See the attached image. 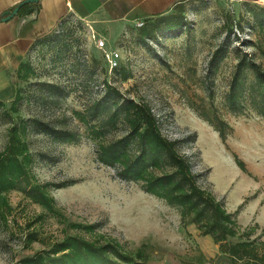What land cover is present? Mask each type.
Here are the masks:
<instances>
[{"label": "rangeland", "instance_id": "obj_1", "mask_svg": "<svg viewBox=\"0 0 264 264\" xmlns=\"http://www.w3.org/2000/svg\"><path fill=\"white\" fill-rule=\"evenodd\" d=\"M245 2L264 7V0L196 1L186 6L187 27L160 33L157 40L148 39V45L140 43L138 35V23L145 20L116 29L102 18L69 15L67 51L59 55L51 45H38L27 54L36 74L23 82L14 73L15 84L28 88L21 116L68 129L80 140L61 144L43 134L29 135L34 154L30 175L37 183L50 185L55 211L20 191L0 195V264H19L22 258L48 250L66 236L116 242L129 253L144 249L149 257L146 264H232L210 236H203L195 225L183 226L177 210L98 161L97 142L72 111H81L104 79L123 95L148 103L167 138L186 141L181 151L191 160L193 172L200 175V185L224 202L242 229L257 227L254 237L264 241V120L252 110L235 115L225 106L237 53L253 54L264 67L263 33L252 31L245 22L243 30L225 32L227 15L239 20L245 14ZM60 29L59 24L47 35ZM224 42L229 54L215 77L212 95L232 129L226 144L193 108L211 106L206 74L213 53ZM113 51L121 54L122 64L131 73L126 81L110 67ZM95 60L100 64L89 79V91L81 94L78 89L89 78L87 71ZM45 82L61 83L72 93L60 104L45 103L41 90ZM8 126L0 112V151L7 141ZM235 157L244 163V171ZM77 225L95 229L89 233Z\"/></svg>", "mask_w": 264, "mask_h": 264}, {"label": "trees", "instance_id": "obj_2", "mask_svg": "<svg viewBox=\"0 0 264 264\" xmlns=\"http://www.w3.org/2000/svg\"><path fill=\"white\" fill-rule=\"evenodd\" d=\"M196 1L199 0L179 3L168 14L144 19L146 23L138 29L140 43L148 45L147 40H157L160 33L176 32L187 27L186 6ZM243 6L245 14L239 20L236 21L231 14L227 15L225 32L234 28L243 30L245 22L252 31L264 34V7L251 2H245ZM66 18L60 22L61 29L57 33L36 40L29 52L38 45H51L59 55L67 51L71 33L65 26ZM228 54L229 46L224 42L209 62L206 80L212 100L210 108L193 107L215 129L223 144H226L232 129L215 106L212 94L215 77ZM261 54L264 58L262 49ZM96 60L89 66L90 71L86 70L90 75L78 89L81 94L89 91V79L92 80L95 67L100 64ZM114 71L123 81L131 76L122 63ZM15 73L18 80L24 82L36 71L32 63L25 59ZM27 89L16 84L15 97L8 102L0 100V112L9 124L7 141L0 151V195L20 191L34 203L54 212L56 201L50 194V185L37 183L30 175L34 154L30 149L29 135L43 134L61 144H76L80 136L38 118L22 117L20 111L28 99ZM101 89L90 94L81 111H72L73 117L86 127L91 138L97 142L98 161L116 169L122 180L141 184L145 193L177 210L183 226L195 225L203 236H210L220 253L232 264H264V241L254 237L257 227L242 229L236 215L228 212L224 202L200 185V175L193 172L191 160L181 151L186 141L167 138L162 133L159 117L148 103L123 95L108 79L103 80ZM41 90L45 93L42 100L49 104H60L72 93L56 82L43 83ZM225 106L235 115H245L252 110L264 120V67L253 54L237 53ZM111 137L114 139L109 141ZM235 159L244 171V163L237 157ZM76 228L91 233L95 226L77 225ZM31 238L35 240L33 235ZM148 261L144 249L129 253L116 242L100 243L81 236H66L48 250L22 258L19 264H146Z\"/></svg>", "mask_w": 264, "mask_h": 264}, {"label": "crops", "instance_id": "obj_3", "mask_svg": "<svg viewBox=\"0 0 264 264\" xmlns=\"http://www.w3.org/2000/svg\"><path fill=\"white\" fill-rule=\"evenodd\" d=\"M25 0H0V18ZM192 0H39L27 4L18 16L0 22V100L15 97L14 73L34 42L56 29L69 15L80 19H104L113 28L168 14Z\"/></svg>", "mask_w": 264, "mask_h": 264}, {"label": "water", "instance_id": "obj_4", "mask_svg": "<svg viewBox=\"0 0 264 264\" xmlns=\"http://www.w3.org/2000/svg\"><path fill=\"white\" fill-rule=\"evenodd\" d=\"M39 0H25L22 3H20L17 7H15L13 10L8 11L3 14V16L0 18V22H7L9 20H12L14 17L18 16L20 10L24 5L27 4H33L38 2Z\"/></svg>", "mask_w": 264, "mask_h": 264}, {"label": "built area", "instance_id": "obj_5", "mask_svg": "<svg viewBox=\"0 0 264 264\" xmlns=\"http://www.w3.org/2000/svg\"><path fill=\"white\" fill-rule=\"evenodd\" d=\"M143 25H144L143 22L138 23V26L139 27H142ZM100 45L102 47H104L105 46L104 41H101ZM121 63H122V56H121V54L118 51L111 52L110 53V59H109L110 67L112 69H115V68L119 67L121 65Z\"/></svg>", "mask_w": 264, "mask_h": 264}]
</instances>
